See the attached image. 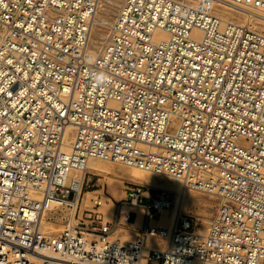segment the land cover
<instances>
[{"label": "built area", "instance_id": "1", "mask_svg": "<svg viewBox=\"0 0 264 264\" xmlns=\"http://www.w3.org/2000/svg\"><path fill=\"white\" fill-rule=\"evenodd\" d=\"M203 1L264 19V0H122L95 47L100 0H0V264H264V31ZM91 161L215 197L207 233L154 224L173 202L137 185L105 221Z\"/></svg>", "mask_w": 264, "mask_h": 264}, {"label": "rangeland", "instance_id": "2", "mask_svg": "<svg viewBox=\"0 0 264 264\" xmlns=\"http://www.w3.org/2000/svg\"><path fill=\"white\" fill-rule=\"evenodd\" d=\"M121 2H122V0H100L99 9H98V13L96 15V19H102L104 21V23H105V26L99 27L98 31H96L92 35L91 44L93 46H95V47L98 46V44L106 37L108 27L112 23V21L114 19V16L116 15V13L118 11V8L121 5ZM231 12L234 13L236 17L239 14L236 11H231ZM96 43H98V44H96ZM99 164H101V165L96 170L95 169H90V168H88L86 170L83 198H84V202L86 200L87 201L89 200L88 205H90V206L85 204L87 202H85L84 204H85L86 207H92L93 206V201H97V200L101 201L104 204V202L106 200L105 198L108 197V198H110L112 200V202L115 205V209H116V207L118 206V202L122 201L125 198L124 194L126 193V190L129 187H132V185H137V184H135V183H133L131 181H128L127 174H126L127 171L129 170L132 174H135V175H141L144 172H141V171H138V170H135V169H129V168H126L124 166L113 164V163H107V162H104V163L102 162L101 163L100 162ZM147 176L148 177H153V178H155L157 180H160L162 183H164L162 185V188H159V189L158 188H153V189L152 188L151 189L147 188V189L150 190V192H149L150 194L162 193L163 192V193H166V195L172 201H175V202H176V200H178V198H180L174 192L173 186H171L173 184V180L171 178H168V177H165V176H157V175H153V174H148ZM166 181H168V182H166ZM137 186H140V185H137ZM110 187H112L113 190H114V194L116 195V196H114L115 198L111 197V193L110 192L113 191V190H111ZM140 187H144V186H140ZM144 188H146V187H144ZM145 192H146V190H145ZM88 193H93V194H91L90 197H92L94 200L87 195ZM109 193H110V195H109ZM188 193H189V195L193 196V199L190 200L191 201V205H190V201L187 202L188 204H186L185 207H183V209H181V212L186 214V215H188V216H191L193 218V223H194V226H195L194 228H195V230L198 233L203 229L202 227H204V226L207 227L206 228V231H207L208 226H209V224H207V223H209L211 221V219L213 218L214 213H215L216 208H217V205H218V202L216 201L217 199L215 197H213L214 199H212V196L210 198V195H207V194H204V193H200V192H196V191H189V192L187 191V194H186L187 196H188ZM196 195H198V196H196ZM85 197L87 199H85ZM201 197H203L204 199H202ZM207 199H208V201H207ZM209 200H211V201L213 200V202H211ZM145 202H148V200H145ZM196 203H198L199 205L198 204L196 205ZM206 205H208V206H206ZM205 209H208V210H205ZM173 211H174L173 209L166 210V212L168 213L167 219L169 218L170 214L173 215V218L175 217V214H174ZM101 212L103 213L102 209H101ZM115 212H116V210H115ZM122 212L126 213V212H128V209H127V211L125 209H123ZM57 214H58V217L56 216L53 220H49L48 218L44 219V221H46L51 227V229L48 230V231H45V233L54 234L55 235V234H58V233L63 231V229H64L63 225L64 224H63V221L61 220V216L64 215L65 212L64 211H60ZM47 217H49V216L47 215ZM134 219H135V215L133 214V215L130 216V221H133ZM107 222H111V221H107ZM204 222H205V225H204ZM160 225L164 226V225H166V223L165 224L161 223ZM140 227L141 226L137 227V225H136L134 228H140ZM59 229H61V231ZM127 229H124L125 234H126L125 236H121L120 235V238H119V234H117V232H116L115 238L116 239H121L122 242H127L128 240H130V238L132 236V232H131V230H127ZM124 237H126V238H124ZM123 239H126V240H123Z\"/></svg>", "mask_w": 264, "mask_h": 264}, {"label": "bare ground", "instance_id": "3", "mask_svg": "<svg viewBox=\"0 0 264 264\" xmlns=\"http://www.w3.org/2000/svg\"><path fill=\"white\" fill-rule=\"evenodd\" d=\"M203 6H208V7H210L212 10H215L216 11V13L217 14H219V15H221V16H226V17H229V18H237V20H239V21H242V22H244L245 24H254L256 27H257V29L258 30H260V31H264V19H262V18H259L258 16H255V15H253V14H245V13H243V12H239V14L237 15V17L235 16V14L234 13H232L231 11L232 10H230V9H228L227 7H225V6H220L219 4H217V3H215V2H206V1H203ZM100 12V11H99ZM101 26H105V23H104V21L102 20V19H96V17H95V20H94V24H93V27H92V30H91V36H90V41H92V35L96 32V31H98V28L99 27H101ZM159 37H161L162 39H166L167 38V35H166V33H164V32H158V34H157ZM96 44H98V43H96ZM71 129L69 128L68 129V131H70ZM102 163V161H91L89 164H88V166H87V169L88 168H90V169H97V168H99L100 167V165L101 164H99V163ZM104 163V162H103ZM108 163V162H107ZM104 168V167H103ZM102 169V168H101ZM106 169V168H105ZM104 169V170H105ZM129 169H133V168H129ZM135 170H138V171H141V170H139V169H135ZM89 171V170H88ZM101 171V170H100ZM103 171V170H102ZM141 172H144V171H141ZM103 173V172H102ZM108 173V172H107ZM146 173V174H145ZM127 179H128V181H131V182H133V183H135V184H137V185H140V186H144V187H146V188H149V189H153V188H162V185L164 184V183H162L160 180H157V179H155V178H153V177H148L147 175L148 174H150V173H147V172H144L143 174H141V175H135V174H132L129 170L127 171ZM100 175V174H99ZM111 175V174H110ZM94 176V175H93ZM113 176V175H112ZM121 177V176H120ZM123 177V176H122ZM173 180V179H172ZM166 182H168V181H166ZM172 183V182H171ZM170 183V184H171ZM171 186H173V190H174V192L180 197V198H178V200H176V202L175 201H172L173 202V207L171 208V209H173L174 211V214H175V217L179 214V213H182L181 212V209H183V207H185V205L186 204H188L187 202H189L190 200H192L193 199V196L192 195H189V193H188V196L186 195L187 194V191L189 192L190 190H185L184 188H183V186L181 185V183L180 182H178V181H176V180H173V184L171 185ZM111 188V190H113V188L112 187H110ZM170 188V187H169ZM148 189V190H149ZM102 191V190H101ZM100 191V192H101ZM97 192V191H96ZM111 193V197L112 198H115L114 196H116L115 194H114V190L113 191H111L110 192ZM110 193H109V195H110ZM91 194H93V193H88L87 195L90 197L91 196ZM118 195V194H117ZM123 195V194H122ZM125 195V194H124ZM196 196H198V195H196ZM195 196V197H196ZM94 197V196H93ZM90 198H92V197H90ZM202 199H204L203 197H201ZM210 198H211V196H210ZM85 199H87L86 197H85ZM93 199V198H92ZM91 199V200H92ZM106 200H105V202H104V204L100 201V203H101V208H100V211H101V209L103 210V213H104V220L106 219L107 221H113V219H114V217H115V205H114V203L112 202V200L110 199V198H108V197H106L105 198ZM212 199H214L213 198V196H212ZM94 200V199H93ZM200 201V200H199ZM203 201V200H202ZM206 201V200H205ZM207 201H208V199H207ZM209 201H211V200H209ZM217 201V200H216ZM85 202H87V203H85ZM84 203L85 204H87L88 205V203H89V200L87 201H85ZM117 202V201H116ZM211 202H213V200L211 201ZM218 202V201H217ZM203 203V202H202ZM215 203V202H214ZM213 203V204H214ZM85 204H84V206H85ZM198 203H196V205H197ZM190 205H191V201H190ZM199 205V204H198ZM88 206H90V205H88ZM195 206V205H194ZM206 206H208V205H206ZM86 207V206H85ZM190 207V206H189ZM211 207V206H210ZM205 208V207H204ZM203 208V209H204ZM207 208V207H206ZM166 210H169V209H166ZM166 210H163L162 212H161V214H162V218H161V223H167L166 225H164L163 227H169V226H171L172 225V223H173V221H174V219H175V217L173 218V215L172 214H170L169 215V220H168V222H166L167 221V217H168V213L166 212ZM205 210H208V209H205ZM126 211H127V209H126ZM128 211H129V209H128ZM210 211V210H209ZM136 214H137V220H136V225H137V227L138 226H140V223H141V221H142V218H143V215H142V211L141 210H136ZM210 214V213H209ZM211 215V214H210ZM206 217V216H205ZM210 217V216H209ZM105 220V221H106ZM203 220V219H202ZM206 220V219H205ZM208 221V220H207ZM154 224H156V221L154 222ZM207 224H209V223H207ZM156 225H158V224H156ZM204 225H205V222H204ZM159 226H162V225H159ZM42 228H43V231L45 232V231H48V230H50L51 229V227H50V225L46 222V221H42ZM203 229L198 233L199 235H205L206 233H207V231H206V228L207 227H202ZM60 231H61V229H59ZM208 230V229H207ZM117 234H119V238H120V235L121 236H125L126 234H125V231H124V229L123 228H121V227H119V229L117 230ZM116 235V234H115ZM127 237V236H126ZM126 237H124V238H126ZM122 238V237H121ZM123 240H126V239H123Z\"/></svg>", "mask_w": 264, "mask_h": 264}, {"label": "crops", "instance_id": "4", "mask_svg": "<svg viewBox=\"0 0 264 264\" xmlns=\"http://www.w3.org/2000/svg\"><path fill=\"white\" fill-rule=\"evenodd\" d=\"M125 210H126V209H125ZM142 215H143V213H142ZM168 220H169V218L167 219V222H168ZM141 223H142V221H141ZM141 223H140V225H141ZM156 224L160 225V224H161V220L156 221ZM166 224H167V223H166Z\"/></svg>", "mask_w": 264, "mask_h": 264}]
</instances>
